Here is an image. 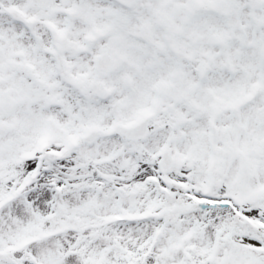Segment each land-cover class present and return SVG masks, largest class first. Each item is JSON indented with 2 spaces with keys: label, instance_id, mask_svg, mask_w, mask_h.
Returning a JSON list of instances; mask_svg holds the SVG:
<instances>
[{
  "label": "snow or ice",
  "instance_id": "snow-or-ice-1",
  "mask_svg": "<svg viewBox=\"0 0 264 264\" xmlns=\"http://www.w3.org/2000/svg\"><path fill=\"white\" fill-rule=\"evenodd\" d=\"M0 264H264V0H0Z\"/></svg>",
  "mask_w": 264,
  "mask_h": 264
}]
</instances>
